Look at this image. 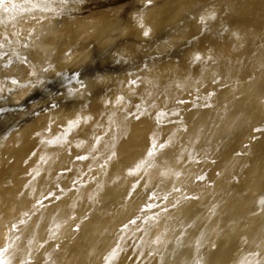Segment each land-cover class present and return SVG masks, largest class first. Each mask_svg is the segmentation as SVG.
<instances>
[{
  "label": "water",
  "instance_id": "water-1",
  "mask_svg": "<svg viewBox=\"0 0 264 264\" xmlns=\"http://www.w3.org/2000/svg\"><path fill=\"white\" fill-rule=\"evenodd\" d=\"M0 264H264V0H0Z\"/></svg>",
  "mask_w": 264,
  "mask_h": 264
}]
</instances>
